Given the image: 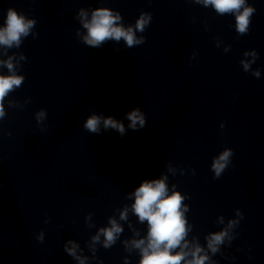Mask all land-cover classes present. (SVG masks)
Wrapping results in <instances>:
<instances>
[{"label":"clouds","instance_id":"clouds-1","mask_svg":"<svg viewBox=\"0 0 264 264\" xmlns=\"http://www.w3.org/2000/svg\"><path fill=\"white\" fill-rule=\"evenodd\" d=\"M193 2L203 4L204 7L211 6L221 16L234 14L235 30L239 35L248 33L250 18L256 11L253 6L246 3V0H193ZM87 15L83 8L79 10L80 22L82 27L87 30V34L82 36V41L92 48H99L109 40L117 43L123 40L127 48L141 45L145 43V37L143 35L137 37V32L143 33L152 20L151 13L141 12L134 26L125 27L120 12L113 11L108 7L93 9L90 19L86 18ZM35 25L36 20L26 19L23 13L9 8L6 13L4 27L0 28V45L7 47L16 45L19 47L21 37H27ZM77 34L79 35V31H77ZM33 35L35 36V34ZM228 50L225 49V51ZM116 51H119V49H116ZM252 55L253 62H255L258 54L253 52ZM22 58H25L23 54ZM241 63L244 70L248 71L250 64L244 61H241ZM0 64L6 65L9 72L12 73L10 75H0V119H3L6 115L5 98L10 92L22 86L25 77L15 74L11 58L7 61H0ZM253 75L259 77V71L254 72ZM13 106L14 102L9 101V107ZM46 116L44 110L37 112V123L39 124ZM125 118L129 121L128 128L133 131L142 129L146 125V116L140 108L131 110ZM101 125L104 130L114 129L121 136L126 132L125 125L121 120L95 113L88 116L83 127L90 133L99 134ZM223 127L224 124L222 123L221 128ZM232 156L233 150L225 148L218 156L213 158L211 170L214 173V178H219L222 175L231 163L230 157ZM169 171H172V169H169ZM181 175H183V172H181ZM167 180L168 176L162 174L159 179L143 180L139 187L135 189L133 194L135 201L131 205V210L138 217L141 224L147 222V237L132 239L130 242L125 241V247L129 251L133 248L139 250L141 257L139 264H205L208 256L201 254L204 249L199 244H196L190 251L186 250L189 246L186 237L190 230L185 217V213L189 211V206L184 204L187 197L177 190L175 184L172 185L170 192L166 183ZM127 213L128 209L125 208L120 213V219L127 220ZM237 215L240 217L239 220H229L226 228L219 232H213L206 237L207 247L213 254L219 251L218 246L224 243L226 237L229 241L233 239L229 236V229L239 225L240 220L243 218V214L239 209H237ZM109 223L111 227L101 228L99 233L92 238L94 242H98L100 234H102L105 237V248H110L115 244L118 235L123 232V228L115 219H110ZM221 223H223V218H221ZM129 226L131 227V225ZM134 235L138 236L139 231H134ZM37 239L43 242V233H40ZM69 243H72V241H69ZM77 247L73 244L71 248L65 247V251L69 256L80 259L76 254ZM189 256L191 259H188ZM80 264H84L82 259ZM125 264H127V258H125Z\"/></svg>","mask_w":264,"mask_h":264}]
</instances>
